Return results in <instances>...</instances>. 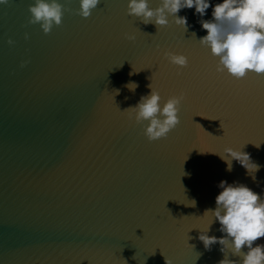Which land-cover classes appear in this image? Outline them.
I'll list each match as a JSON object with an SVG mask.
<instances>
[{"label":"water","instance_id":"obj_1","mask_svg":"<svg viewBox=\"0 0 264 264\" xmlns=\"http://www.w3.org/2000/svg\"><path fill=\"white\" fill-rule=\"evenodd\" d=\"M32 2L0 4V264H219V241L199 238L211 222L201 215L222 179L264 196V76L217 70L198 41L211 6L203 17L181 8L185 30L171 16L145 24L127 0H100L88 17L79 0H60L62 22L45 33ZM150 84L161 103L185 93L178 124L151 140L126 109ZM226 145L260 165L255 179L235 158L227 170L214 153ZM208 234L224 235L215 218Z\"/></svg>","mask_w":264,"mask_h":264},{"label":"clouds","instance_id":"obj_2","mask_svg":"<svg viewBox=\"0 0 264 264\" xmlns=\"http://www.w3.org/2000/svg\"><path fill=\"white\" fill-rule=\"evenodd\" d=\"M5 3L7 0H0V4ZM99 3L100 0H79L77 11L83 17H88ZM149 3L150 0H127V12L139 17L145 24L154 21L156 25H167L171 16L185 30L187 17L176 15L181 8L194 6L195 13L203 17L211 6L212 18L200 20L207 32L198 41L217 58V70L227 71L237 78L248 72L264 75V0H216L214 4L212 0H160L155 7L149 6ZM29 11L31 22L39 23L47 33L53 24L62 22L64 6L60 0H33L29 4ZM25 35L27 37L28 34ZM125 35L130 40L136 38L134 32ZM165 55L175 65L188 64V57L183 52L169 51ZM126 86L135 91L138 84L129 81ZM149 88V93L142 94L136 104L126 109H129L130 119L147 122L144 132L151 140L166 136L178 124L179 105L185 93L171 95L161 103L159 90L151 84ZM214 153L226 161L228 171L232 170V160L235 158L255 179L260 165L242 148L226 145L223 153ZM218 187L221 190L215 196V207L205 209L201 215H210L211 222L205 230L200 229L199 238L205 247L219 241L224 252L219 264H236V261L228 258L229 252L240 257L239 264H264V243H253L264 237V196L242 182L222 179ZM214 218L219 221L220 231L224 233L220 237L208 234ZM245 247L247 251L243 250ZM166 261L171 264L170 260Z\"/></svg>","mask_w":264,"mask_h":264},{"label":"snow or ice","instance_id":"obj_3","mask_svg":"<svg viewBox=\"0 0 264 264\" xmlns=\"http://www.w3.org/2000/svg\"><path fill=\"white\" fill-rule=\"evenodd\" d=\"M247 74H248V73H247ZM247 74H246V75H247ZM255 74H257V73H255ZM246 75H245V76H246ZM258 75L264 76V75H262V74H258ZM245 76L240 77V78H244ZM236 78H237V77H236ZM240 78H237V79H240Z\"/></svg>","mask_w":264,"mask_h":264}]
</instances>
